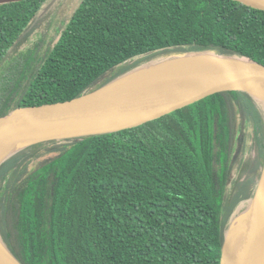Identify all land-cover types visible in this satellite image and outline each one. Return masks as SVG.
Instances as JSON below:
<instances>
[{"label":"trees","instance_id":"16d2710c","mask_svg":"<svg viewBox=\"0 0 264 264\" xmlns=\"http://www.w3.org/2000/svg\"><path fill=\"white\" fill-rule=\"evenodd\" d=\"M47 1L0 5V65ZM200 53L264 65V11L234 0H83L53 48L0 79V118ZM0 169V235L20 264H221L264 171V110L223 92L133 129L25 147Z\"/></svg>","mask_w":264,"mask_h":264},{"label":"water","instance_id":"95a60500","mask_svg":"<svg viewBox=\"0 0 264 264\" xmlns=\"http://www.w3.org/2000/svg\"><path fill=\"white\" fill-rule=\"evenodd\" d=\"M25 0H0V5ZM264 11V0H234ZM212 61L194 69L170 71L176 61ZM243 92L264 110V65L215 53L185 54L150 62L117 80L68 102L18 108L0 118V146L25 147L133 129L223 92ZM242 218L225 236L221 264H262L264 260V171ZM0 264H20L6 247Z\"/></svg>","mask_w":264,"mask_h":264},{"label":"rangeland","instance_id":"374dc122","mask_svg":"<svg viewBox=\"0 0 264 264\" xmlns=\"http://www.w3.org/2000/svg\"><path fill=\"white\" fill-rule=\"evenodd\" d=\"M83 0H48L41 8L39 14L33 20L30 28L21 37V39L8 52L3 63L0 65V79L3 76H9L17 67L28 69L29 61H39L59 40L62 32L69 23L72 15L77 10ZM28 38V39H27ZM18 63L19 65H15ZM24 64V65H23ZM0 87V94L2 93ZM246 128V135L250 137V128ZM248 140V145H251ZM233 172L231 182L228 188V195L234 191ZM241 209L237 212L236 219L246 211Z\"/></svg>","mask_w":264,"mask_h":264},{"label":"bare ground","instance_id":"6f19581e","mask_svg":"<svg viewBox=\"0 0 264 264\" xmlns=\"http://www.w3.org/2000/svg\"><path fill=\"white\" fill-rule=\"evenodd\" d=\"M28 39V38H27ZM178 53V52H177ZM170 54V53H169ZM149 60H151V59H149ZM148 60V61H149ZM148 61H146V62H148ZM144 62V61H143ZM145 62V63H146ZM212 61H209V62H207V61H196V60H193V59H189V60H187V59H182V60H178V61H176V64H174L175 66H173V67H171L170 68V71H183V70H186V69H194V68H197V67H200V66H202V65H205V64H208V63H211ZM141 65H143V64H140V66ZM137 67H138V65H137ZM134 69V68H133ZM132 69V70H133ZM128 71H126V73H127ZM119 73V72H118ZM252 99V98H251ZM249 101V100H248ZM255 110V109H254ZM259 114V113H258ZM260 116V115H259ZM260 118V117H259ZM23 139H21L20 141H12V142H10V143H5V144H3V145H1L0 146V162L4 159V155H6V153H8L9 151H11L14 147H16V148H18L17 146H19L20 144H22L23 143ZM15 149V148H14ZM27 156V155H26ZM25 156V157H26ZM2 168V167H1ZM4 168H5V166H4ZM5 169H7V168H5ZM1 170V169H0ZM2 172V171H1ZM263 172V171H262ZM261 172V173H262ZM4 174H5V171H4ZM14 174V173H13ZM1 175H3V174H1ZM12 176V175H11ZM11 176H10V178H11ZM9 178V177H8ZM10 181V180H9ZM3 196H4V193H3ZM242 218V216L241 217H239V218H237V221L238 220H240ZM5 222V221H4ZM3 229V228H2ZM2 231V230H1ZM225 232V231H224ZM6 233V232H5ZM7 235V234H6ZM5 240H7L6 238H5ZM11 250V249H10ZM0 258H2V259H6L5 258V253L2 251V248H1V245H0ZM262 264H264V260H263V262H262Z\"/></svg>","mask_w":264,"mask_h":264}]
</instances>
